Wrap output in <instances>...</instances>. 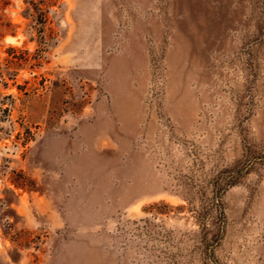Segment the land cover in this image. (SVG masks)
Segmentation results:
<instances>
[{
  "label": "rangeland",
  "instance_id": "obj_1",
  "mask_svg": "<svg viewBox=\"0 0 264 264\" xmlns=\"http://www.w3.org/2000/svg\"><path fill=\"white\" fill-rule=\"evenodd\" d=\"M0 264H264V0H0Z\"/></svg>",
  "mask_w": 264,
  "mask_h": 264
}]
</instances>
